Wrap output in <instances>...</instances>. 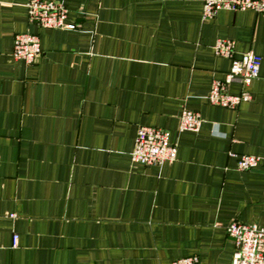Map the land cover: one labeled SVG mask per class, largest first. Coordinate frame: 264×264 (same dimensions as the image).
Masks as SVG:
<instances>
[{
  "label": "crops",
  "instance_id": "0c3cea01",
  "mask_svg": "<svg viewBox=\"0 0 264 264\" xmlns=\"http://www.w3.org/2000/svg\"><path fill=\"white\" fill-rule=\"evenodd\" d=\"M57 1L73 30L0 0V264H229L226 226L264 227V15L203 21L204 0ZM21 33L40 40L30 66L11 56ZM219 39L234 58H261L235 109L207 100L231 65ZM185 109L198 132H178ZM140 126L169 131L175 161L132 162ZM230 153L261 160L239 171Z\"/></svg>",
  "mask_w": 264,
  "mask_h": 264
},
{
  "label": "built area",
  "instance_id": "2783aa9c",
  "mask_svg": "<svg viewBox=\"0 0 264 264\" xmlns=\"http://www.w3.org/2000/svg\"><path fill=\"white\" fill-rule=\"evenodd\" d=\"M28 22L44 29L73 30L72 24L66 23L68 9L64 2L57 0H27ZM220 11H253L264 15V0H204L203 21L214 18ZM214 51L217 56L230 58L231 65L223 80L213 81L207 95L212 105L235 109L240 103L251 100L248 90L257 78L261 58L249 51L240 58H234V42L228 39L216 41ZM41 54L39 37L31 33L17 34L13 40L11 56L25 65H33ZM239 82L243 90L238 95L228 93L227 87L232 82ZM202 124L200 114L183 110L179 115L178 132H198ZM167 130L140 126L137 129L131 161L147 167H161L172 163L177 156V147ZM237 157V169L248 171L259 165L260 157L230 153ZM227 236L231 239L234 251L229 264H264V227L256 224L231 222L226 226ZM17 235H13L12 246H16ZM169 264H200L198 257L190 256L172 261Z\"/></svg>",
  "mask_w": 264,
  "mask_h": 264
}]
</instances>
